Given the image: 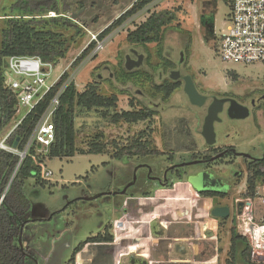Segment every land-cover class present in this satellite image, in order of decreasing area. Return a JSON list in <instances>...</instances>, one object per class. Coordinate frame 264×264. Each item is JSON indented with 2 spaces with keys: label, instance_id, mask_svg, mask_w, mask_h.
Instances as JSON below:
<instances>
[{
  "label": "rangeland",
  "instance_id": "374dc122",
  "mask_svg": "<svg viewBox=\"0 0 264 264\" xmlns=\"http://www.w3.org/2000/svg\"><path fill=\"white\" fill-rule=\"evenodd\" d=\"M135 1L72 0V11L65 13L67 18L76 15L72 19V25L62 26L61 21L57 26H48V29L62 35L68 50L65 58L56 64L47 85L52 84L63 70H67L70 75L68 81L75 84L77 92H82L88 84H97L100 94L108 97L116 95L118 112L131 110L133 107L136 110L144 107L157 110L150 127L153 129V142L162 151L160 138L165 134L164 129L168 127L169 131H180L187 121L183 115L190 108L198 110L199 113L202 111V108L193 107L189 103L182 88L177 89L166 104H161V100L155 95L154 86L160 83L157 80L159 73H164L167 69L168 60L177 61L179 64L182 54L184 66L181 67V72L193 80L200 94L203 92L201 88H211L208 91H215L214 95H226L246 106L249 116L245 119H230L226 112L220 113L219 121L214 123V145L208 146L199 133L193 135L196 139V151L205 147L233 148V154H227L222 158L223 161L210 166L191 162L190 154L176 156L173 162L167 159V155L114 159L110 153L76 154L71 158L46 160L42 164L41 182L45 181L44 184H39L35 178H29L23 186L31 204L22 218L27 223L21 234L23 249L34 257L29 264H68L74 248L87 238L102 232L105 226L116 224L114 219L120 216L116 212L123 206L122 202L126 197L146 193L154 195L161 189L164 179L169 183L176 181L167 170L172 163L177 162L188 163L182 170L184 181H189L194 176L192 174H203L207 166L211 169L208 170L214 174L211 184L209 187L203 186L201 191L224 192L227 193L226 198L213 199L212 203L210 199L202 198L205 202L199 203L197 208L211 205L208 219L212 220L210 214L214 207L228 205L231 211L227 218L229 223H221L218 229V232L225 233L229 230L230 220L235 216L234 201L244 197L246 161L260 159L264 155V99L252 106L253 101L264 97V65L243 67L221 62L215 50L217 42L207 39L204 41L203 30L199 28L203 17L212 19L215 23V34H221L229 14L227 2L217 0L215 6L213 2L201 0L166 2L137 13L102 40H98V35L124 14ZM12 3L13 0H0V34L5 19L2 15L9 14ZM160 10H167L174 15V20L164 29L161 44L135 46L126 42L130 31L144 22L152 12ZM49 17H54V13H48L44 18ZM93 37L98 40L94 50L76 68H72L71 64L94 41ZM99 44L101 48H97ZM131 50L144 56L139 67L127 66L126 56L130 55L135 60ZM229 72H233L236 79ZM130 101L133 102V107L129 105ZM24 113L25 110H22L20 114H16L10 124L0 132V141L14 124L22 120ZM203 115L198 117V122L190 118L189 124L186 123L197 127L198 132L201 130ZM76 126L78 145L85 149L87 139L97 132H102L108 140L115 139L125 143L127 137L145 130L148 123L111 125L102 122L95 113H89L78 116ZM46 172L51 175L45 177ZM240 174L242 177H239ZM191 188L197 189L192 186ZM196 191L200 192L198 189ZM161 195L162 193L158 197L165 196ZM194 196L196 199L200 197ZM155 202L156 206L162 203L159 200ZM171 204L167 201L162 212L167 214ZM179 205L181 207L183 203ZM262 209L264 211V207ZM196 211L195 218L199 216ZM52 215L54 216L51 217Z\"/></svg>",
  "mask_w": 264,
  "mask_h": 264
},
{
  "label": "trees",
  "instance_id": "16d2710c",
  "mask_svg": "<svg viewBox=\"0 0 264 264\" xmlns=\"http://www.w3.org/2000/svg\"><path fill=\"white\" fill-rule=\"evenodd\" d=\"M153 0H136L135 3L110 26L98 35L102 40L110 32L117 29L125 21L141 12ZM82 7V5H79ZM72 0H13L9 7V14H3L4 28L1 30L0 42V132L5 129L15 115L16 97L4 88L5 59L11 56L38 57L44 62L57 64L64 59L67 53V43L57 31L48 29L49 24L57 26L61 21L62 26L72 25V19L65 17V13L71 12ZM48 13H54V17L44 18ZM174 20V15L167 10L152 12L149 17L139 24L126 36V42L135 46L147 44H161L164 29ZM96 42L91 41L85 50L71 64L76 68L86 56L94 50ZM233 79L236 76L229 72ZM66 72L49 94L36 108L28 114L17 128L6 139L5 145L12 147L18 139L17 150L22 151L29 139L38 118L45 111L50 101L59 88L68 81ZM177 85H155L157 92H162L167 99L177 88ZM118 98L116 95L104 96L99 93L97 84H88L82 92H77L75 84L69 82L59 98V106L53 116L55 141L46 152L40 151V147L34 144L28 151L24 160L4 150H0V197L4 198L0 204V264H29L34 257L26 250H20L18 236L21 226L27 221L23 216L30 209V201L23 190L25 180L35 178L39 184L42 177V164L53 158H71L76 154L94 155L110 153L114 159L159 156L164 155L158 151L151 141L150 121L155 112L149 108L117 111ZM95 113L98 119L111 125L125 123L136 125L147 122L145 130L139 131L132 137H127L126 142L108 140L102 132H97L86 141V148H80L77 142L76 119L82 114ZM5 136V135H4ZM107 139V140H106ZM78 145V146H77ZM231 151V150H229ZM197 158L198 156H194ZM246 190L244 198H255L256 189L264 186V155L247 163ZM201 198H224L223 193L200 192ZM145 211L147 209L144 207ZM52 215L51 217H53ZM221 220V223H224ZM219 224V225H220ZM230 261L233 264L238 243L244 248L242 257L247 264H256L252 261L251 249L247 241L237 234L235 223L230 228ZM114 233L111 225L105 226L102 232L87 238L73 251L68 264H74L75 257L82 252V258L86 264H113ZM86 251L83 252L84 248ZM165 255V254H164ZM214 256V246L210 242H197L196 258L199 261H208ZM32 264V263H31ZM263 264V263H261Z\"/></svg>",
  "mask_w": 264,
  "mask_h": 264
},
{
  "label": "built area",
  "instance_id": "2783aa9c",
  "mask_svg": "<svg viewBox=\"0 0 264 264\" xmlns=\"http://www.w3.org/2000/svg\"><path fill=\"white\" fill-rule=\"evenodd\" d=\"M170 1L185 0H153L142 11H147L151 7ZM201 1L213 2L215 6L217 0ZM225 1L229 6L226 26L221 34L216 35L215 50L219 59L225 64L243 67L264 65V0ZM93 40L98 43L96 37H93ZM97 48H101L100 44ZM55 67L57 65L44 62L38 57L11 56L5 59L3 84L4 88L16 97L15 115L25 110L23 120L44 100L67 71L63 70L52 84L47 85V81L54 73ZM69 82H65L59 88L45 111L38 118L22 151L13 148V146L8 147L5 145L6 139L22 120L14 124L0 141V150L9 152L19 158L15 172L34 144L40 147V151L46 152L54 143L53 116L59 106V98ZM50 175V172L44 174L45 177ZM3 198L4 194L0 197V204ZM257 199L261 204H264V186L256 189L255 198H243L234 201L236 210L233 220L237 234L247 241L251 249L252 261L256 264H264V217L257 218L259 216L256 211ZM239 203L242 204L240 207H238ZM126 225L127 220L117 221L114 225L115 232L124 230ZM118 238L121 239L122 237Z\"/></svg>",
  "mask_w": 264,
  "mask_h": 264
},
{
  "label": "crops",
  "instance_id": "0c3cea01",
  "mask_svg": "<svg viewBox=\"0 0 264 264\" xmlns=\"http://www.w3.org/2000/svg\"><path fill=\"white\" fill-rule=\"evenodd\" d=\"M161 193L162 197L165 195L163 198L158 197ZM194 195H197L195 190L187 181L180 179L172 187L159 189L154 195L146 193L126 197L122 202L123 206L116 212L120 216L114 219V222L127 220L126 228L115 232L114 225H111L114 233L113 264H227L231 260L230 228L234 220H230L229 230L225 233L218 232L221 220L229 223L228 219H208L211 205L197 208L206 198L196 199ZM131 199L134 200L132 207ZM159 199L164 200L156 206L155 201ZM167 201L172 204L170 211L165 214L162 210L165 209ZM180 203H183L181 207ZM263 207L264 204L258 200V219L264 217ZM196 209L199 216L195 218ZM181 215L183 216L179 217ZM118 236L122 238L119 239ZM199 241L210 242L214 246V256L208 261H199L196 258ZM243 248L242 243L237 244L233 264H247L242 257ZM74 264H86L82 252L76 255Z\"/></svg>",
  "mask_w": 264,
  "mask_h": 264
},
{
  "label": "flooded vegetation",
  "instance_id": "af4514ba",
  "mask_svg": "<svg viewBox=\"0 0 264 264\" xmlns=\"http://www.w3.org/2000/svg\"><path fill=\"white\" fill-rule=\"evenodd\" d=\"M199 28H201L203 30V33H204V36H205V38L203 39L204 41H205V39H207L208 41L210 40L212 42H217V37H216V34H215V23H214V20H212V19L209 20V19L203 17L201 19V21H200ZM162 40H163V38H162ZM130 53H132V50L130 51ZM132 55L135 57V60H136V56L137 55H135L133 53H132ZM168 61H167L168 66H166L167 69L164 71V73H162V72L159 73V75L157 77V80L160 82L158 85H161V86H163L165 84L169 85V86L170 85H177L178 87L171 93V95H172L177 89L182 88L183 91H184V80H183V78L185 76H188V75L183 73V72H181V67L184 66V62H180L178 64L177 61L176 62H171V61L168 62ZM171 72H178L177 78L175 80L170 78ZM201 89L203 90L202 94H200L198 91L197 92L200 95H202V96H204L206 98L205 103L202 106L199 107V106H196V105H192L190 103L189 99H188L189 103L193 107L202 108V111L200 113H199L198 110H195L194 108H190L187 113L185 111L186 114L183 115V118H184L185 121L187 120L186 122L188 124L190 122L189 121L190 118H193V119H195L198 122L199 121L198 117L200 118L202 116V114H204L203 117H202V125H203V121H204V118H205V115H206L205 113L207 111V108H208L209 104L213 101L214 98H217V99H232V98H230V97H228L226 95H222V96L214 95L215 91H208L211 88H201ZM155 93H156L155 95L157 96V98H159L161 100V104H166L169 101L170 97H171V95H170L167 99H165L164 98V94L162 92H157L155 90ZM145 94L147 95V97H149L148 93L145 92ZM263 99H264V97H260L258 100L253 101L252 102V106H254L256 102L257 103L260 102L259 100H263ZM227 107H228V104H225L223 112H226ZM146 108H148V107H146ZM141 109H143V108H141ZM150 110L155 112V115L153 116L152 120L150 121V124H151L153 119L156 117L158 111L154 110V109H150ZM163 112H165V110H163ZM175 117H177V116H175ZM186 122H184V127H181L180 131H176L175 129H172L171 131H169L170 129L168 127L166 129H164V133L165 134H162L161 138H160V142H162V145H161L162 151L159 150L157 148L156 144L153 142V139H152L153 129L150 127L151 131H152L151 134H150V137H151L150 139L153 142L154 147L158 151H160L162 154L167 155V159L168 160H171L173 162V160L175 159L176 156L179 157L180 155H183V154H190L191 162H200V163H204L205 165L210 166L212 163L216 164L218 161L222 160V158L227 156V154L231 155V154L234 153L233 148H228V147H205L202 150L196 151L195 150V143H194V140H196V139L193 137V135L195 136V134L199 133V135L201 136L202 125H201V130L197 132V129H196L197 127L196 128L195 127H191ZM196 126H198V125H196ZM191 132H193V133H191ZM229 150H231V151H229ZM196 155L198 156L197 158L194 157ZM250 161H252V160H250ZM250 161H246V162L248 163ZM185 166H188V163L187 164H186V162L172 163L171 167L168 168L167 172L173 178L177 179L176 181H178V180L182 179L183 172H184L182 170L184 169ZM208 166L206 167L205 171L203 172L204 176H206L207 178H206L205 182L203 180V182L200 183L202 186H205V187H207V186L209 187V185L211 184L210 182L212 180V176L214 175L213 172H208V170H211L210 168H208ZM198 174H200V173L192 174V175H198ZM239 177H242V174H240ZM188 179H189V177H188ZM176 181L169 183V181L167 179H164V181L162 182L161 189L166 187V186H171L172 187V185ZM187 182H188V180H187ZM202 192H213V193H219V194L223 193V194L227 195V193H224V192H215V191H210V190L209 191H202ZM225 198H226V196L224 198H222V199L219 198V197H212V198H207V199H210V201H211L213 199L224 200ZM200 199H202V198H200ZM162 200H164V199H159V201H162ZM130 203H131V207H132V205L134 204V200L131 199ZM211 203H212V201H211ZM152 206L155 207V205H152ZM223 206H227L228 207V205H223ZM151 209H149V210H151Z\"/></svg>",
  "mask_w": 264,
  "mask_h": 264
},
{
  "label": "water",
  "instance_id": "95a60500",
  "mask_svg": "<svg viewBox=\"0 0 264 264\" xmlns=\"http://www.w3.org/2000/svg\"><path fill=\"white\" fill-rule=\"evenodd\" d=\"M75 17L76 15L73 14L71 16V19H74ZM132 53L137 55L136 60H132L129 55L126 56L125 61L127 63V66L139 67L143 63L144 56L142 54H138L137 51L135 50H132ZM180 62H183L182 54H181ZM177 75L178 72H171L170 78L175 80L177 78ZM183 80H184V93L187 95L190 103L192 105H196L199 107L202 106L205 103L206 98L197 92L195 85L189 76H185ZM225 104H228L226 113L230 119H245L249 116V109L246 106L237 103L235 100L214 98L207 108L201 130V136L208 146L215 144L214 123L219 121L218 115L223 112ZM18 141H19L18 139L15 140L13 144V148L17 147ZM203 176L204 174L202 173L198 175H194L193 177H191V179H189L187 183L190 186L194 187L195 189L197 188L200 192H202L201 190H203L202 188L203 186L200 183L203 182V180L205 182V178H207L206 176L204 177ZM196 190L195 192L198 195L200 192H197ZM241 205L242 204L239 203L238 207H240ZM210 215L213 218L227 219L230 216V209L227 206H220V207L217 206L211 210ZM22 229L23 227L21 226L20 234L18 236V244L21 251L23 250V247L21 245Z\"/></svg>",
  "mask_w": 264,
  "mask_h": 264
}]
</instances>
